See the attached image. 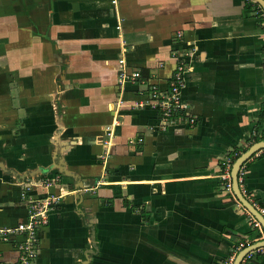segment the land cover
Here are the masks:
<instances>
[{
    "label": "crops",
    "instance_id": "obj_1",
    "mask_svg": "<svg viewBox=\"0 0 264 264\" xmlns=\"http://www.w3.org/2000/svg\"><path fill=\"white\" fill-rule=\"evenodd\" d=\"M253 2L0 0V264L39 208L32 264H225L261 236L222 176L264 139ZM178 60L193 124L149 104ZM244 165L264 206V148Z\"/></svg>",
    "mask_w": 264,
    "mask_h": 264
},
{
    "label": "built area",
    "instance_id": "obj_2",
    "mask_svg": "<svg viewBox=\"0 0 264 264\" xmlns=\"http://www.w3.org/2000/svg\"><path fill=\"white\" fill-rule=\"evenodd\" d=\"M264 16V13L262 14ZM120 67L118 69V75L120 82L136 81L141 78V73L138 70L128 71L123 59H119ZM188 69V65L183 60H178L172 74L170 76L167 87L164 90H160L156 85H152L149 88L150 101L149 104L152 108L160 112V119L164 123H170L175 121L187 120L189 124L195 122V118L188 112L187 106L182 102L181 92L185 85V73ZM262 74L264 81V47L262 50ZM140 140V139H139ZM225 169L223 172V178L227 179L224 185V189L231 192V177L230 168L233 163V158H226L224 160ZM238 186L242 195L251 203V205L264 217V206L260 205L254 196L246 190L245 187V165H241L237 175ZM238 206L242 204L237 200ZM39 204V203H37ZM44 205V203H41ZM40 206V205H39ZM246 209V208H245ZM246 212L251 220L252 225L263 232V228L260 222L246 209ZM45 211L39 208V211L30 214L28 221L25 224L17 226L16 230L25 232L26 237L18 246L19 255L17 260L13 264H32L33 258L36 255L37 244V230L36 225L44 223ZM9 232V230H6ZM4 233H7V232ZM264 239V232L256 240ZM253 241V242H256ZM252 242V243H253ZM251 243L239 242L234 250L233 254L226 260L225 264H234V259L237 253ZM264 253V246L256 247L249 250L241 259L240 264H250L257 254Z\"/></svg>",
    "mask_w": 264,
    "mask_h": 264
},
{
    "label": "water",
    "instance_id": "obj_3",
    "mask_svg": "<svg viewBox=\"0 0 264 264\" xmlns=\"http://www.w3.org/2000/svg\"><path fill=\"white\" fill-rule=\"evenodd\" d=\"M264 11V0H253ZM264 148V139L252 143L245 151L239 154L233 161L230 168L231 186L232 191L238 201L246 208L261 224L264 230V217L251 205V203L242 195L238 186L237 175L241 165H243L255 152ZM264 246V239L253 242L243 249H241L235 259L234 264H240L242 257L249 251L256 247Z\"/></svg>",
    "mask_w": 264,
    "mask_h": 264
},
{
    "label": "trees",
    "instance_id": "obj_4",
    "mask_svg": "<svg viewBox=\"0 0 264 264\" xmlns=\"http://www.w3.org/2000/svg\"><path fill=\"white\" fill-rule=\"evenodd\" d=\"M259 9H260V11L262 12V13H264V11L258 6V4L257 3H255V2H253ZM261 122H262V120H261ZM263 136H264V134H263ZM255 140H256V137L254 138ZM238 156V154H236L235 156H234V158H233V161H234V159L236 158Z\"/></svg>",
    "mask_w": 264,
    "mask_h": 264
}]
</instances>
